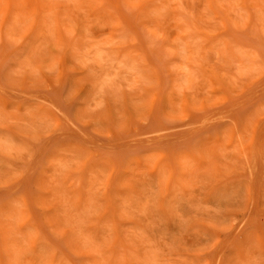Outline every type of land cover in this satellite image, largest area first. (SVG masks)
Segmentation results:
<instances>
[{
    "label": "rangeland",
    "instance_id": "374dc122",
    "mask_svg": "<svg viewBox=\"0 0 264 264\" xmlns=\"http://www.w3.org/2000/svg\"><path fill=\"white\" fill-rule=\"evenodd\" d=\"M0 264H264V0H0Z\"/></svg>",
    "mask_w": 264,
    "mask_h": 264
}]
</instances>
